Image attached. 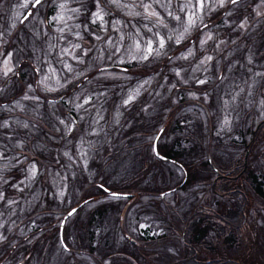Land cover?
I'll return each mask as SVG.
<instances>
[{
  "label": "rangeland",
  "instance_id": "1",
  "mask_svg": "<svg viewBox=\"0 0 264 264\" xmlns=\"http://www.w3.org/2000/svg\"><path fill=\"white\" fill-rule=\"evenodd\" d=\"M1 1L0 264H170L200 215L214 246L200 258L264 264V199L245 176L264 179V130L250 140L264 119V0H41L24 14L27 0ZM154 139L179 162L157 160ZM240 202L226 243L212 215L239 220ZM32 226L48 234L22 239ZM20 241L36 251L8 262Z\"/></svg>",
  "mask_w": 264,
  "mask_h": 264
},
{
  "label": "trees",
  "instance_id": "2",
  "mask_svg": "<svg viewBox=\"0 0 264 264\" xmlns=\"http://www.w3.org/2000/svg\"><path fill=\"white\" fill-rule=\"evenodd\" d=\"M216 22L217 21L215 19H213L212 23H216ZM77 85H78V83H77ZM77 85L76 86L72 85L71 86V90L72 89H76ZM257 126L258 127L255 130L252 131V136H251V139H250L251 141L254 140V136L255 137L257 135L260 136L262 134V132L264 130V119L260 120L259 124ZM161 154L163 155V157L165 158V160L167 162H170L171 160H175V161L179 162L178 157H181V155H182L180 151H176L174 154L171 153L170 151L163 152ZM9 173H11V172L9 171ZM248 173H249L248 171H245V176L248 177L247 179H249V180L251 179L249 181V185L252 187V189L254 190V192L257 195H259L262 199H264V190H263V187H262V185L264 184V181H263L264 179L262 180L259 177L260 179L255 180L254 179L255 176H253L251 171L249 173L250 174V178H249ZM239 176H240L239 172H237V174L233 177V181L238 182ZM219 190H220V192H227V193H232V194H237V193L241 192V191L237 192L235 187H233V188L231 187V191H230L229 187H227V186H220ZM233 192H235V193H233ZM130 197H132V195ZM242 199H246V196H243ZM240 203L241 204L239 206L243 207L244 212L242 213V216H239V220H235L236 210H234V212H227V213H225L224 211H222L221 213L215 212V215H212L213 217H216L217 219L221 220V225L216 224V229L217 230H216L215 234L218 237H221L224 234V231L222 229L223 226H229L230 227L229 233L226 234L225 236H223L224 241L226 243H231L233 241L236 242L233 233L234 232L237 233L238 230L240 229V227L245 223L244 221H245V218H246V211H247L246 210V203L245 202H240ZM239 206H238V210H239ZM71 207H69V208H71ZM69 208H66V211ZM61 216L62 215L59 216V219H60ZM102 216H103L102 210H98V211H95V212L93 211V212H91L89 214V220L99 219ZM192 218H194V217L191 216V217L188 218V221H187L183 231L181 232V235H182L181 237H182L183 243L187 247V252H186L187 254L185 256H183L182 259H178V260H176V261H174V262H172L170 264H253V263H250L248 261L246 262L244 260L243 261L242 260H238V262H237V261L229 260L228 258H221V257L207 258V259L200 258L201 255H202V251H201L202 246H205L208 249L209 248H213L211 250H214V246H211L209 242H208V245L205 244V239L204 238L206 237V227H208L206 225L209 224V221H207V217H205V215L204 216L200 215V216L196 217L195 219H192ZM199 218H204V219H201V220H203V223H200V221H199L200 219ZM89 224H90V221H87V225H89ZM48 225L49 226L51 225L50 228L54 229L52 227V223H48ZM46 227L45 226H38L37 228L43 230L41 232V234H43L44 232H46V234H48L47 230H46ZM38 231H40V230H38ZM90 235H92V232H90ZM229 235L231 237H229ZM42 236H43V239H45L44 238L45 236L44 235H42ZM49 238H51L50 235H49ZM53 242L54 241H52V239L49 240V243H53ZM26 247L27 246H25L22 243H20L19 248L22 249V250H25L24 252H26L28 254H29V252L30 253L33 252V249L31 247L28 250H27ZM42 247L39 250L40 252L45 250V249H42ZM89 249H90L89 250L90 252H93L94 247L93 246H89ZM11 254H12L11 256H17V254H15L14 252H11Z\"/></svg>",
  "mask_w": 264,
  "mask_h": 264
},
{
  "label": "flooded vegetation",
  "instance_id": "3",
  "mask_svg": "<svg viewBox=\"0 0 264 264\" xmlns=\"http://www.w3.org/2000/svg\"><path fill=\"white\" fill-rule=\"evenodd\" d=\"M32 1L33 0H27L26 1V4H25V7H24V10H23V14L27 11V10H29V9H31V11H32V9H33V7L36 5L35 3L36 2H34V3H32ZM41 1V0H40ZM24 2V1H23ZM22 2V3H23ZM34 4V5H33ZM49 8H50V11H49ZM0 9H4L3 8V6H2V1L0 0ZM9 9V8H8ZM43 13V15H44V21L43 22H45L46 21V19H47V15H48V13H51V5L50 6H47V7H45V9H44V11L42 12ZM22 14V15H23ZM22 17V16H21ZM20 17V18H21ZM26 18H24L23 20H25ZM20 20V19H19ZM18 24L20 23V21H18L17 22ZM16 28V27H15ZM15 28H13V32H14V29ZM45 28L46 29H48L49 27L47 26H45ZM17 33V32H16ZM14 34L15 33H13V37H14ZM46 36H49L48 34L46 35ZM12 38V37H11ZM3 39H5V35H3V37H2V40ZM6 41L8 42V41H10V39H9V36H7V39H6ZM113 96V95H112ZM137 123H138V121H137ZM139 123H141V122H139ZM130 124V123H129ZM128 124V125H129ZM128 125H127V128H126V132H125V137H127L128 139H124L125 140V142H127L128 144H132V139H131V130H130V127L128 128ZM159 132V131H158ZM146 134H147V132H146ZM158 134V133H157ZM122 140V139H121ZM154 141H155V139H154ZM126 144V143H125ZM159 145V144H158ZM155 146H156V144H155ZM233 177V176H232ZM34 226H32L31 227V230H28L29 231V234H30V236L34 233ZM28 237H25V239H27ZM32 249H33V251H35L36 250V246H35V243H33L32 244V246H30ZM19 249L20 248H15V249H13V251L12 252H14L15 254H17L18 255V251H19ZM29 255V254H28ZM31 255V254H30ZM6 257H8V255H5ZM13 258H15V256H11L10 257V259H9V261L8 262H11L12 260H13ZM1 263V262H0ZM20 262H17V263H15V264H19Z\"/></svg>",
  "mask_w": 264,
  "mask_h": 264
},
{
  "label": "snow or ice",
  "instance_id": "4",
  "mask_svg": "<svg viewBox=\"0 0 264 264\" xmlns=\"http://www.w3.org/2000/svg\"><path fill=\"white\" fill-rule=\"evenodd\" d=\"M111 2H113V3H119V0H111ZM237 2H238V0H232V3L233 4H236ZM39 3H40V0H36V4H39ZM198 3H199V5H200L201 8L204 7V0H198ZM220 5L223 6V0H220ZM148 7H150V6L149 5H145L146 11H147V8ZM93 15H96L98 19L101 18L98 15V13H94ZM150 15H156V13L155 12H152V13H150ZM177 19H179V18L177 17ZM193 23H194V21L192 20L191 17H189V25H191ZM241 27H243V25H241ZM185 31H187V28L185 29ZM179 39L180 38L177 39V42H179ZM160 47L161 48L164 47V41L163 40H160ZM148 51H149V54H151V51H152L151 45H149ZM144 58L147 59V56H145ZM208 59H211V57H209ZM9 71H11V69H9ZM5 75H7V73H5ZM177 75H179V73H177ZM200 83H204V81H200ZM131 99H133V97H129V99L125 101V104L129 103L131 101ZM32 175L35 176V168H34V166H33V169H32ZM113 195L115 196L116 194H113ZM0 198H2V197H0ZM2 239H4V238L3 237H0V240H2Z\"/></svg>",
  "mask_w": 264,
  "mask_h": 264
},
{
  "label": "water",
  "instance_id": "5",
  "mask_svg": "<svg viewBox=\"0 0 264 264\" xmlns=\"http://www.w3.org/2000/svg\"><path fill=\"white\" fill-rule=\"evenodd\" d=\"M35 2H36V1H35ZM33 5H34V4H33ZM153 151H154V154H155V155H157L158 157H161L160 155H158V154L156 153L154 147H153ZM73 211H74V208L70 209L69 211H67V212L63 215L59 228H61V225H62L63 220H64L67 216H69Z\"/></svg>",
  "mask_w": 264,
  "mask_h": 264
}]
</instances>
